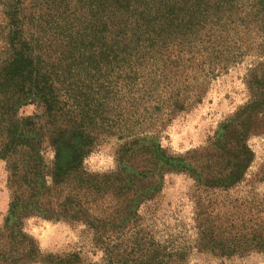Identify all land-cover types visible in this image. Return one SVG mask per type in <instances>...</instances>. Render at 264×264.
<instances>
[{
    "label": "rangeland",
    "instance_id": "1",
    "mask_svg": "<svg viewBox=\"0 0 264 264\" xmlns=\"http://www.w3.org/2000/svg\"><path fill=\"white\" fill-rule=\"evenodd\" d=\"M152 2H108L109 24L114 21L118 26L121 23L120 29L123 33L126 31V35L115 38L120 29H109L114 42L121 43L122 47L118 59H112L113 63H108L97 51L90 53L93 47L86 49V45L77 44V39L72 43L63 41L59 35L58 28L70 30L76 26L77 29L90 23L92 16L85 4L73 0L70 13L73 12L71 17L75 20L73 24L72 19L69 20L67 25L56 9H44V21L38 28L33 25L30 29V37L35 43L39 42V50L33 56L36 63L40 62V68L31 72L26 67L6 78L10 105L14 109L6 124L11 132L14 126L20 127L18 135L22 145L32 146L33 151L43 157V164L53 172L61 174L71 170L72 174L76 170L114 175L115 184L110 187V192L113 189L117 192L126 184L130 188L134 178L138 177L141 180L136 181L133 196L151 198L144 200L137 210L136 215L142 219L140 222L146 221L159 238L182 233L191 241L198 198L211 201L213 208L220 212L228 207H239L254 197L264 198V108L259 115L260 129L240 144L241 147L246 145L253 154L244 180L224 192L220 188L206 190L196 179L201 170H230L232 167L233 161L223 155V150L232 149L238 141L233 139L226 148L219 143L226 134V126L251 99L248 89L250 70L256 67L264 76V49L244 51L248 52L245 57L234 59L225 71H215V74H210L208 67L202 65L204 59L199 57L191 65L187 60L191 56L184 55L179 61L171 57L178 65L170 66L172 70L162 76L153 66L162 64L167 56L163 54L151 59L149 47L158 35L151 30L144 32L145 26L153 20L150 14ZM195 2L206 10L213 6L211 0H191V4ZM99 6V1L92 0L89 12L96 14ZM92 22L95 29L100 27L95 18ZM249 35L239 32V44H242L241 38L250 46L259 44L254 38L250 40ZM259 53L262 57H258ZM217 61L220 63L223 59ZM134 63L142 73L131 81L140 85L136 86L139 89L132 88L134 93L130 94V88H124L123 83L129 78L125 76L128 65ZM36 68L37 65L34 70ZM184 69L188 70V81L185 80L187 74L182 75ZM44 76H50L48 84ZM189 85L206 90L203 95L198 93L200 101L194 103L195 99L188 98L197 95L188 89ZM125 87L128 86L125 84ZM183 88H187L188 96L185 92L177 94V89ZM182 102L188 104L186 109L176 107ZM79 150L85 152L81 157L75 155ZM8 177L7 163L0 160V249L16 247L5 231L11 202ZM20 229L33 239L44 256L80 253L90 262L101 260V253L93 247L91 237L78 223L31 217L21 222ZM188 264H264V255L217 260L205 253H195Z\"/></svg>",
    "mask_w": 264,
    "mask_h": 264
},
{
    "label": "trees",
    "instance_id": "2",
    "mask_svg": "<svg viewBox=\"0 0 264 264\" xmlns=\"http://www.w3.org/2000/svg\"><path fill=\"white\" fill-rule=\"evenodd\" d=\"M77 1L88 9V14L92 16L90 23L77 29L76 26L70 30L58 28L59 35L63 41L65 39L72 43L77 39V44L86 45V49L93 47L90 53L97 51L100 56L106 57L108 63H113L112 59H118L122 47L121 43L114 42L109 29H120L122 24L117 26L114 21L109 24L110 12L106 9L110 0H97L100 6L94 15L93 11L89 12L92 0ZM211 3L213 6L206 10L196 2L191 4V0H153L150 13L153 20L145 26L144 32L151 30L158 35L156 38L159 40L152 39L149 47L151 59L163 54L167 56L162 64L153 66V69L161 71L162 76L172 70L170 66L178 65L184 55L191 56L187 59L190 65L198 57L204 59L202 65L208 67L210 74H215V71H225L234 63V59L245 57L248 52L244 51H256L260 47L264 49V0H211ZM71 6L73 0H0V160L7 163L8 187L11 191L5 231L16 245L0 249V264H188L195 253H205L217 260L264 255V198L254 197V200L239 207H228L224 212L214 209L211 201L204 202L198 198L194 239L192 236L189 241L182 233L166 234V237L159 238L154 229L146 221L140 222L142 219L136 215L140 204L144 200H151L132 194L135 193L136 181L141 179L135 177L130 188L126 184L119 187L117 192L115 189L110 192V187L115 184L114 175H94L76 170L72 174L71 170L61 174L53 172L43 164V157L35 153L32 146L22 145L18 135L19 126H14L11 132L6 122L14 109L10 105L6 78L24 71L26 67L31 72L40 68V62L36 63L33 56L39 50V42L35 43L30 37V29L33 25L34 28L39 27L44 21L43 10L50 7L57 10L62 22L66 21L64 25L71 19L73 24L75 18L71 17ZM94 18L98 25L100 23L97 30L93 26ZM239 32L250 33L249 39L254 38L259 44L250 46L241 38L240 45L237 38ZM122 34L126 35V31L123 33V29H120L114 37L119 38ZM137 50L140 49L137 47ZM257 55L262 57L261 53ZM171 57L178 61H172ZM218 59L223 61L219 63ZM34 64L37 65L36 70ZM128 66L125 76L129 78L123 85L130 88L131 94L134 93L132 88L140 85L131 81L142 71L135 63ZM259 70L256 67L250 70L248 89L251 99L226 126V134L219 143V146L226 148L233 139L238 141L232 149L223 150V155L233 161L232 167L230 170H201L196 176L199 186L206 190L220 188L227 192L245 178L253 154L246 145L241 147L240 144L251 133L258 132L259 115L264 108V76L259 74ZM187 71L182 75L187 74L188 77ZM44 79L47 84L51 81L50 76H44ZM197 83L199 85V79ZM198 85L188 86L193 93H197L196 96L187 94V88L177 89L176 92H185L196 103L201 99L198 93L202 92L203 95L206 92ZM184 102L176 107L186 109L188 104ZM83 153L82 150L75 151L77 157ZM31 217L80 224L91 237L93 247L101 253V260L90 262L80 253L42 255L33 239L20 229L21 222Z\"/></svg>",
    "mask_w": 264,
    "mask_h": 264
}]
</instances>
